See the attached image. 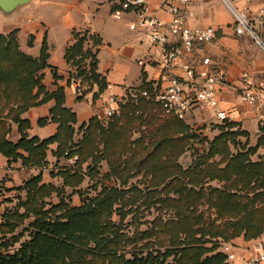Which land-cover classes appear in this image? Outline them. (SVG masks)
<instances>
[{
	"label": "trees",
	"instance_id": "obj_1",
	"mask_svg": "<svg viewBox=\"0 0 264 264\" xmlns=\"http://www.w3.org/2000/svg\"><path fill=\"white\" fill-rule=\"evenodd\" d=\"M16 31L0 34V113L7 110L11 115L19 139L12 142L6 137L10 125L1 115L0 153L9 163L19 159L24 167L36 168L44 163L50 144L57 145V155L72 144L76 115L63 106L62 88L48 93L37 77L36 73L48 66L45 41L39 57L33 58L20 51L13 36ZM100 44L96 34L73 32L72 43L65 51L66 61L76 68L71 74L74 81L86 89L96 85V95L107 85L96 71ZM83 54L91 56L87 70L81 68ZM150 89V82L142 83L122 99L117 98L118 114L111 116L114 119L106 128L96 117L82 124L80 127L87 125V138L80 154L92 155L93 143L103 139L110 169L106 175L115 176L122 184L131 173L148 176V194L159 200L160 211L168 214L165 220H156L153 228L134 238L113 218L122 211L115 204L131 188L103 187L95 196L81 199L79 205L69 206L60 197V188L44 182L38 173L21 187L24 199L20 207L24 211L14 214L32 218L24 228L27 235L0 238V264H225V256L219 251L222 243L240 236L251 240L262 234L264 159L252 162L249 152L232 154L226 142L230 135L221 133L215 136L209 151L197 154L183 169L177 158L189 147L194 134L184 120L165 114L152 99L141 95V91ZM49 98L55 100L50 120L58 123L56 133L43 140L29 137V121L21 115ZM44 121L40 119L39 124ZM222 124L230 128L237 125L233 121ZM134 129L140 137L131 142L128 136ZM260 144H264V125L259 127L257 146ZM216 155L220 157L217 161ZM66 179L64 185H72ZM212 181L219 185H211ZM133 189L135 194L140 193ZM52 194L58 197L57 202L45 200ZM8 232L13 233V228ZM144 239L148 242L137 243ZM170 256L172 260L167 261Z\"/></svg>",
	"mask_w": 264,
	"mask_h": 264
},
{
	"label": "crops",
	"instance_id": "obj_2",
	"mask_svg": "<svg viewBox=\"0 0 264 264\" xmlns=\"http://www.w3.org/2000/svg\"><path fill=\"white\" fill-rule=\"evenodd\" d=\"M200 1L203 0L190 1L187 22L190 26H213L216 37L211 43L196 46L191 52L182 54L178 67L171 72L182 75L179 67L181 63L197 64L202 56H209L226 74L225 85L217 92L219 107L230 111L234 116L233 122L256 138L259 127L264 125V101L256 105L241 101L240 76L248 71L255 83L264 81V55L249 37L234 34L233 24L232 28H228L222 26L218 19L204 17L206 11L204 6L198 5ZM239 2L245 6L248 4L247 0ZM258 5L259 1L253 2L248 5L249 10H255ZM114 7V0H32L10 14L0 11V34L17 30L19 49L23 53L33 58L39 57L42 42L45 41L48 66L41 71L42 83L48 93L62 88L63 106L76 115L74 129L87 124L93 117L102 116V101L107 90L105 88L96 95V85L86 89L80 87L72 78L71 74L76 68L66 61L65 51L72 43L73 32H87L88 35L99 36L101 44L96 51V71L104 78L106 86H112L118 99H122L142 83L150 82L151 86L160 87L167 85L168 70L163 66V46L148 44L143 31L129 28L133 19L132 13H126L120 19L113 18L111 13ZM158 14L166 20L169 19L165 12L159 11ZM262 36L264 38V27ZM54 104V98H49L21 115L29 121L30 126L26 130L29 137L37 136L43 140L56 133L58 123L50 120V109ZM213 114L212 109L193 108L184 121L222 123L214 119ZM40 119H45L44 123L39 124ZM10 134V141L16 142L19 139L17 125L12 127ZM24 170L31 172V169L21 166V161L9 163L0 153V214L7 206L3 200L7 189L20 185ZM258 239L264 241V229ZM252 240H244L240 236L232 243L240 254H245Z\"/></svg>",
	"mask_w": 264,
	"mask_h": 264
},
{
	"label": "built area",
	"instance_id": "obj_3",
	"mask_svg": "<svg viewBox=\"0 0 264 264\" xmlns=\"http://www.w3.org/2000/svg\"><path fill=\"white\" fill-rule=\"evenodd\" d=\"M191 0H114L112 17L120 19L126 13H132L129 23L131 30H141L146 34L148 44L163 46V66L168 70L167 85L151 86L150 90L141 91V95L152 99L165 114L185 120L193 108L212 109L214 118L219 122L233 121L230 111L218 105L217 92L225 85L226 74L209 56H202L197 64L181 63L182 75L171 72L178 67L182 54L193 48L211 43L216 37L213 26H190L187 22V7ZM228 9L233 18V31L237 36L249 37L264 55V0H247L248 5L259 1L255 10L239 8L234 0H219ZM169 15L162 18L158 12ZM167 45V47H166ZM240 79L241 101L256 105L264 101V81L255 83L251 74L244 71ZM107 95L102 101V116L111 117L118 110V99L112 86H106ZM219 251L225 256V264H264V241L252 240L245 254H240L232 242H224Z\"/></svg>",
	"mask_w": 264,
	"mask_h": 264
},
{
	"label": "rangeland",
	"instance_id": "obj_4",
	"mask_svg": "<svg viewBox=\"0 0 264 264\" xmlns=\"http://www.w3.org/2000/svg\"><path fill=\"white\" fill-rule=\"evenodd\" d=\"M239 1L240 0H234V3L241 9L249 10L245 4L242 5ZM198 5L200 7H205L204 10L206 12L203 14L204 17L211 20L218 19L222 26L232 28V15L222 2L219 0H203L200 1ZM13 36L16 38V42L18 44L17 31L13 33ZM82 57L85 58L82 61V64H84L85 67L82 66L81 68L87 70L88 68L86 65L90 62L91 56L89 54H83ZM41 71H38L36 74L37 77L40 76V83L43 84ZM36 91L37 88L34 89V93ZM40 96H42V93ZM103 99L105 100V98ZM90 102L91 99L88 100V103ZM116 114H118V112L113 115ZM1 115L6 117L3 122L10 125V131L6 135V137L10 140L12 127L16 124L11 120V115H7V110L0 113V117ZM112 119L114 118H97L104 128L107 127ZM184 124L190 128L194 137L190 140L189 147L186 148V150L177 158V162L183 169H187L191 165L197 154L209 151L210 144L213 142V139L221 133L230 135L228 136L226 142L232 154H236L239 151L249 152V160L252 162L264 159V144L257 146L258 136L254 138L251 137L249 132H246L247 134L242 133L241 131L244 130L237 125L230 128L227 124L224 125L222 123L219 124L200 121H185ZM86 126L80 127L79 129L77 126L75 127L72 144L66 148L61 155H57L55 153L57 145L54 143L50 144L46 150L45 161L40 167L28 168L21 164L22 167L31 169V172L28 173L24 170V174L21 176L19 181L20 185L7 189V194L3 199L7 203V206L4 209V212H2L4 213V216H1L2 218H0V222L3 224L0 226V238L2 240L8 239L12 234L17 235L19 233H23L24 236L27 235L24 228L32 218L29 217L23 219L14 214L16 212L22 213L24 211V209L20 207L22 200L24 199V191L21 187L28 178L38 173H41L42 180L44 182L51 183L60 188V197L64 198V201L69 206L79 205L81 203V199L95 196L103 187L132 189L122 200H119L118 203L115 204V207L122 211L119 214H114L113 218L121 224L124 232L134 238H138V233H141L147 228H153L156 220H165L166 216H168L167 213H164L165 211H160L159 200L153 198L151 194H148L151 192H148L149 189L146 187L149 182L148 176L143 175V173L135 175H131V173L125 177L124 180L126 182L122 184V181L117 179L115 176L106 175L110 169L103 139L100 141V139L97 138L93 143L92 155L83 157V154H80L81 149H84V140L87 138V134L85 133ZM128 127L131 130L132 126L129 125ZM139 137V132L134 129L130 132L128 139L133 142ZM117 150L118 147L115 148V152ZM90 151L91 149L86 150L85 153L87 154ZM110 151L111 149H109V152ZM219 159L220 157L218 155L214 157V160L216 161ZM64 177H66V181L72 185H64ZM210 184L214 186L219 185L216 181H212ZM133 188L140 190V193L135 194V190ZM160 188L161 187H159V189ZM54 194H52V197H48L45 200L57 202L58 197L54 196ZM122 205L126 206L123 208ZM12 228L13 233H9L8 231ZM146 242H148V239L138 241L137 243L140 245ZM161 251H163V249H161ZM172 258V256L168 257L167 261H171Z\"/></svg>",
	"mask_w": 264,
	"mask_h": 264
},
{
	"label": "water",
	"instance_id": "obj_5",
	"mask_svg": "<svg viewBox=\"0 0 264 264\" xmlns=\"http://www.w3.org/2000/svg\"><path fill=\"white\" fill-rule=\"evenodd\" d=\"M32 0H0V11L10 14L20 6H24Z\"/></svg>",
	"mask_w": 264,
	"mask_h": 264
}]
</instances>
